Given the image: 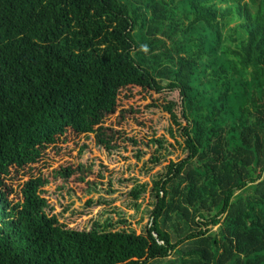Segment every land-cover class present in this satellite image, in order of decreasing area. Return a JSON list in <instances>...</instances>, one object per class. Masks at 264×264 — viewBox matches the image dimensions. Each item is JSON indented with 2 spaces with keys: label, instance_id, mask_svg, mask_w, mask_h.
<instances>
[{
  "label": "trees",
  "instance_id": "16d2710c",
  "mask_svg": "<svg viewBox=\"0 0 264 264\" xmlns=\"http://www.w3.org/2000/svg\"><path fill=\"white\" fill-rule=\"evenodd\" d=\"M150 108L187 155L154 182L145 231L49 214L50 176L86 190L103 175L46 173L49 151L72 134L144 142L123 122L149 126ZM0 264H264V0H0Z\"/></svg>",
  "mask_w": 264,
  "mask_h": 264
},
{
  "label": "rangeland",
  "instance_id": "374dc122",
  "mask_svg": "<svg viewBox=\"0 0 264 264\" xmlns=\"http://www.w3.org/2000/svg\"><path fill=\"white\" fill-rule=\"evenodd\" d=\"M130 1L137 4L143 2ZM142 10L143 19L149 26L154 18L153 11L146 4H143ZM144 32L149 39L158 36L166 39L164 36H167L156 30L154 34L149 35L146 28ZM169 97L179 100L177 92ZM176 112L180 115L179 106ZM145 115L151 118L149 126L139 124L130 116L123 122L126 135L142 137L144 142L108 151L96 145L93 135L86 137L72 134L67 142H61L49 151V156L55 159H50L47 169L43 168L46 173L60 164H66L65 162L75 164L80 161L86 166H91L93 173L88 178L95 179L98 171L103 174L99 183L86 190L76 188L80 185L78 182L79 185L72 181L63 183L62 179H52L50 176V182L41 192L52 207L49 214L56 215L59 222L67 227L76 229H90L96 223L101 227L112 223V227H109L112 230L125 229L136 233L145 231L156 201L154 182L164 177L171 161H178L187 155L181 127L173 121L168 112L161 108H150L146 110ZM182 123L184 124V121ZM155 138L160 139L162 145L146 141ZM83 144L85 147L78 155ZM85 170L90 169L86 167ZM21 179L20 185L27 176ZM134 189L141 190L137 198L132 193ZM238 192L246 195L249 189ZM216 228L217 226H214L213 230Z\"/></svg>",
  "mask_w": 264,
  "mask_h": 264
}]
</instances>
